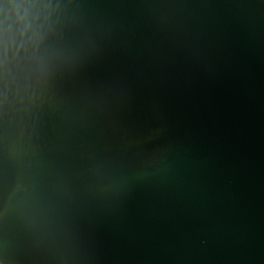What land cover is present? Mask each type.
<instances>
[{
  "label": "water",
  "instance_id": "1",
  "mask_svg": "<svg viewBox=\"0 0 264 264\" xmlns=\"http://www.w3.org/2000/svg\"><path fill=\"white\" fill-rule=\"evenodd\" d=\"M44 2V78L0 83V253L264 264V0Z\"/></svg>",
  "mask_w": 264,
  "mask_h": 264
},
{
  "label": "clouds",
  "instance_id": "2",
  "mask_svg": "<svg viewBox=\"0 0 264 264\" xmlns=\"http://www.w3.org/2000/svg\"><path fill=\"white\" fill-rule=\"evenodd\" d=\"M51 7L44 0H20L18 3L4 5V17L6 25L8 22L19 24L20 31L15 41L10 36L7 26L0 31V83L3 84V106H9V75L11 72H22L36 85L42 81L46 74L44 66L36 59V49L42 39L43 32L47 28L46 14ZM42 18V19H41ZM40 23L33 29L30 24L37 21ZM29 99L27 90L17 89L13 95L15 99L20 94ZM0 264H12L7 249L0 253Z\"/></svg>",
  "mask_w": 264,
  "mask_h": 264
}]
</instances>
